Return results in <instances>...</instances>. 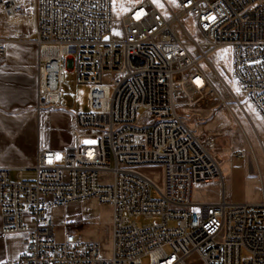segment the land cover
Returning <instances> with one entry per match:
<instances>
[{
  "label": "built area",
  "instance_id": "obj_1",
  "mask_svg": "<svg viewBox=\"0 0 264 264\" xmlns=\"http://www.w3.org/2000/svg\"><path fill=\"white\" fill-rule=\"evenodd\" d=\"M113 4L0 0L2 17L33 6L38 115L62 107L69 67L88 86V110L75 116L62 163L41 144L39 120L31 173L19 169L12 180L0 168V233L22 236L20 256L0 264H264V196L232 203L220 162L181 113L210 85L202 63L228 47L232 77L264 124V0H172L168 10L139 0L118 19ZM185 16L199 33L196 54L174 31ZM9 45L0 37V58ZM143 166L162 168L161 188L137 171ZM205 183L217 185L218 202H193ZM88 200L112 208L109 257L69 231L55 239L50 210Z\"/></svg>",
  "mask_w": 264,
  "mask_h": 264
},
{
  "label": "rangeland",
  "instance_id": "obj_2",
  "mask_svg": "<svg viewBox=\"0 0 264 264\" xmlns=\"http://www.w3.org/2000/svg\"><path fill=\"white\" fill-rule=\"evenodd\" d=\"M113 12L118 19L135 1L113 0ZM159 10L172 9V0H150ZM32 14V6L23 16L26 20ZM177 35L188 48L196 54L194 45L199 33L192 20L185 16L181 26L176 24ZM33 28L27 23L10 24L7 17L0 16V37L10 42L9 67L0 73V112L14 115L26 114L34 121L36 127L37 111L35 109V85L33 76L36 74L37 47L34 44ZM118 34V26H113L111 33L103 39L108 41ZM193 39L189 40L188 35ZM6 56V58H7ZM231 50L221 47L214 51L209 61H204L202 67L209 78L210 85L201 93L192 97L193 105L181 111L190 125L199 133L204 145L223 167L229 166L225 176L228 199L239 204L244 201L255 203L260 200V183L264 188V124L252 112L253 106L243 97L234 81L230 67ZM110 77L105 79L109 83ZM238 90V91H237ZM88 86L78 85L69 67L63 83V105L56 106L51 116L41 115V143H46L58 154V163L64 161L63 151L72 142V122L63 110L74 113L86 112V97ZM63 108L59 110L58 108ZM142 113V111L140 112ZM69 119V120H68ZM38 120V122H39ZM66 125L68 126L66 128ZM84 144H91L84 141ZM7 146V143L0 142ZM14 152L10 148V156ZM137 171L161 188L163 185V170L159 166H143ZM11 179L15 180L16 172L11 171ZM30 173V172H25ZM152 193V197H155ZM219 197L216 186L204 185L194 187L192 200L195 203H208ZM54 224V235L57 241L69 231L80 235L83 240L98 245L102 257H109L112 247V208L100 204L96 200L76 203L67 206L66 210L56 209L50 213ZM26 224L32 223L25 217ZM147 221L138 222V226ZM0 241V256L9 250L20 247L19 238L9 236ZM18 237V236H17ZM243 257L248 255L243 253ZM142 264H148L143 258Z\"/></svg>",
  "mask_w": 264,
  "mask_h": 264
},
{
  "label": "crops",
  "instance_id": "obj_3",
  "mask_svg": "<svg viewBox=\"0 0 264 264\" xmlns=\"http://www.w3.org/2000/svg\"><path fill=\"white\" fill-rule=\"evenodd\" d=\"M138 1L133 2L132 5L136 4ZM131 5V6H132ZM128 10V9H127ZM126 12V11H125ZM9 56V50H8ZM7 58H0V73H3L9 67V59ZM35 75L33 76V78ZM254 115L261 121H263L260 115L256 112L254 108L251 109ZM56 111L55 109L44 110L42 114L36 117V127L34 121L30 118L29 115L26 114H14L9 115L0 112V142L7 143V146L0 145V168L9 169V171L17 172L19 169L23 170L25 175H29L31 173V169L34 167L37 161V138H38V120L41 115L46 117L51 116V113ZM64 114L73 122L75 116L79 113H74L72 111L63 110ZM68 119V120H69ZM68 126L66 125V128ZM42 145L47 146L46 143H41ZM70 145V144H69ZM13 148V156H10L9 150ZM56 150V149H54ZM57 151V150H56ZM229 165L227 167H223V174L226 175L229 171ZM30 172V173H25ZM210 185L216 186V184L212 183H205L199 186ZM219 197L209 201L208 203L218 202ZM91 201V200H89ZM93 201V200H92ZM87 202V201H86ZM255 202V200L251 201ZM249 202V203H251ZM67 206L65 207H53L50 210V213L56 209L66 210ZM28 219V217H26ZM25 219V218H24ZM0 226H1V218H0ZM19 238L20 240V247L16 250H9L4 255L0 256V263L5 260H15L17 259L22 250V236H13ZM4 238L0 233V241ZM9 238V236L7 237ZM2 242V241H1Z\"/></svg>",
  "mask_w": 264,
  "mask_h": 264
},
{
  "label": "bare ground",
  "instance_id": "obj_4",
  "mask_svg": "<svg viewBox=\"0 0 264 264\" xmlns=\"http://www.w3.org/2000/svg\"><path fill=\"white\" fill-rule=\"evenodd\" d=\"M154 5V4H153ZM32 6V5H31ZM155 6V5H154ZM156 7V6H155ZM157 8V7H156ZM8 18V20H9V23L10 24H20V23H27V24H29L32 28H33V30L35 29V21H34V12H33V6H32V14H31V16H30V18H28L27 20H26V17H23V16H10V17H7ZM179 25L181 26V23H179ZM174 31H175V33L177 34V32H176V30L174 29ZM188 35V34H187ZM178 36V35H177ZM188 37H189V40H191L192 42H193V40L192 39H194V38H190L191 36L190 35H188ZM178 38H179V36H178ZM180 39V38H179ZM181 40V39H180ZM182 41V40H181ZM194 45H195V41H194ZM195 47H196V45H195ZM44 55H47V56H53V55H55V50L54 49H50V48H45L44 49ZM214 55V52H212L210 55H209V57L208 58H206L205 59V61H209V59L212 57ZM260 185V194H261V197L262 196H264V188H263V185L260 183L259 184Z\"/></svg>",
  "mask_w": 264,
  "mask_h": 264
},
{
  "label": "snow or ice",
  "instance_id": "obj_5",
  "mask_svg": "<svg viewBox=\"0 0 264 264\" xmlns=\"http://www.w3.org/2000/svg\"><path fill=\"white\" fill-rule=\"evenodd\" d=\"M214 19V18H213ZM238 91V90H237Z\"/></svg>",
  "mask_w": 264,
  "mask_h": 264
}]
</instances>
